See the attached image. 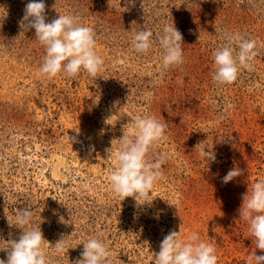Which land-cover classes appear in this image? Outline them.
Segmentation results:
<instances>
[{
	"label": "rangeland",
	"instance_id": "rangeland-1",
	"mask_svg": "<svg viewBox=\"0 0 264 264\" xmlns=\"http://www.w3.org/2000/svg\"><path fill=\"white\" fill-rule=\"evenodd\" d=\"M27 3L0 0V259L22 234L14 217L25 208L48 264H74L89 238L107 246L110 264H155L163 238L180 228L182 240L197 233L213 245L217 264L264 255L239 217L242 196L264 180V0H44L46 23L71 14L94 29L104 61L95 79L51 80L38 72L45 50L35 30L20 27ZM166 25L182 35L183 64L164 71ZM145 29L152 48L139 54L132 40ZM233 34L256 41L253 68L215 85L213 51ZM138 115L166 125L148 160L167 159L147 200L122 201L107 177ZM199 143L214 161L201 158ZM234 168L242 174L224 184Z\"/></svg>",
	"mask_w": 264,
	"mask_h": 264
},
{
	"label": "clouds",
	"instance_id": "clouds-1",
	"mask_svg": "<svg viewBox=\"0 0 264 264\" xmlns=\"http://www.w3.org/2000/svg\"><path fill=\"white\" fill-rule=\"evenodd\" d=\"M22 30H35V40L45 50L41 66L38 69L41 78L53 79L63 74L75 78L81 72L96 78L102 70L103 59L96 53L94 29L80 23L79 18L71 14L59 15L46 23L44 0H29L20 21ZM153 33L141 30L135 33L132 48L136 53L146 54L152 48ZM226 43L213 51L215 85L233 84L244 70H252L257 55L256 41L244 39L239 34L226 35ZM182 35L171 26H164L159 43L162 49L161 68L164 71L183 64ZM235 44L237 49L232 45ZM111 116L106 119L108 121ZM105 121V122H106ZM166 125L154 116H135L123 127L119 142V151L115 155L116 167L107 180L115 196L124 201L132 197L147 200L155 182L162 178L161 166L166 162V154L149 162V153L165 138ZM199 143L197 147H200ZM112 159V146L106 149ZM199 155L215 160V154L200 147ZM242 171L231 169L223 177L224 184L240 176ZM138 204V203H137ZM144 205V204H142ZM32 210H17L15 225L22 230L18 240H9L7 259H0V264H48V257L43 248L46 242L40 227H27L31 223ZM239 217L248 225V234L254 238L255 248L264 252V180L254 183L242 196ZM63 217H60V222ZM179 232L170 231L160 244V251L155 254V264H217L216 249L201 240L197 233H192L187 241L181 239ZM83 245L81 257L74 264H110L107 246L97 238H89ZM65 248L64 237L56 242L52 249L62 254ZM254 264H264V255L253 257Z\"/></svg>",
	"mask_w": 264,
	"mask_h": 264
}]
</instances>
